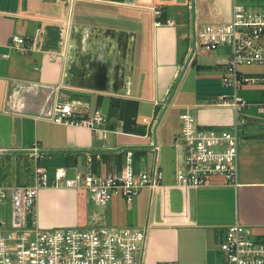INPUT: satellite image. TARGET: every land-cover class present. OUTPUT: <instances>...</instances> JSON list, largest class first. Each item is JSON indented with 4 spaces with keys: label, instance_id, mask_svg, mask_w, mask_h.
<instances>
[{
    "label": "crops",
    "instance_id": "obj_1",
    "mask_svg": "<svg viewBox=\"0 0 264 264\" xmlns=\"http://www.w3.org/2000/svg\"><path fill=\"white\" fill-rule=\"evenodd\" d=\"M56 1L50 0L48 6L43 0H0V157H13L17 163L25 155L37 165L48 168L43 163L46 158L59 156L65 164L58 166H66L68 174L74 176L72 167L81 163L85 154L101 158L94 164L99 171L108 173L120 167L117 160V168L108 165V161H115L114 154L122 156L126 148L134 146L137 157L143 153L145 159L138 164L150 166L154 152L149 143L156 139L163 147V113L167 106L176 104L175 86L189 66V44L185 50L183 33L184 29H187V36L189 33V0L181 5V0H70L69 29L60 28L63 18H67V7L59 8ZM90 1L102 6L113 4L114 12L100 10L101 16L108 15L113 22L104 18L100 22L78 18V2H86L84 5L89 8ZM215 1L230 13L232 0L229 6L221 0H200L201 18L209 16ZM243 1L249 5L256 3ZM42 2L46 6L41 5ZM151 4L157 9L153 10ZM122 7L150 13V23L143 22L142 16L136 14L138 11L127 14ZM131 24L135 28L129 27ZM15 33L35 37L37 48L24 53L11 47L9 41ZM116 40L121 41L118 62L110 46V42ZM91 43L102 50L100 60L90 53ZM210 51L216 58L200 64L206 76L205 91L202 94L194 91V100L183 103L182 108L186 104L194 106L201 125L226 127L234 122L235 111L232 106L218 104L217 100L220 94L232 91L222 82L230 47L202 52ZM102 61L120 67L117 72L122 77L119 73L108 79L100 73L96 75L99 68L94 66L102 68ZM247 73L260 79L239 88L240 94L251 104L244 110L248 121L242 129L245 140L240 145L238 186L218 174L199 187L176 185L174 170L177 160L183 157L181 148L174 146V137L179 131L176 130L171 135L169 148L162 150L163 183L153 189H142L132 202L116 196L109 203L111 212L114 206L119 207L121 221L126 225L150 224L147 264L221 261L224 253L220 244L227 227L238 219L251 225L258 239L264 241V112L258 109V104L264 103V70L254 69ZM73 93L87 94L89 100L86 102L90 104L96 103L100 94L137 100L139 105L134 119L146 131L125 130L124 123H105L95 132L86 126L51 120L48 114L54 102ZM145 100L152 102L151 112L143 107ZM161 102H169V105L161 108ZM158 110L161 119L154 134L150 132L152 123L147 125L144 118L152 119ZM71 159H75L74 164L69 163ZM17 169L16 173L21 176L22 168ZM25 177L26 181L21 182L32 183L34 171ZM77 195L78 189L65 185L41 188L37 204L39 223L43 226L78 223ZM139 196L145 201L139 206L142 213L138 212ZM98 217L101 219L100 215Z\"/></svg>",
    "mask_w": 264,
    "mask_h": 264
},
{
    "label": "built area",
    "instance_id": "obj_2",
    "mask_svg": "<svg viewBox=\"0 0 264 264\" xmlns=\"http://www.w3.org/2000/svg\"><path fill=\"white\" fill-rule=\"evenodd\" d=\"M199 1H188L187 62L192 63L202 51L230 47L222 82L232 91L220 94L217 103L232 106L235 119L226 127L204 126L199 123L194 106L186 104L182 108L174 146L181 148L183 157L176 162L175 183L199 187L218 174L238 186L240 145L245 140L242 129L248 121L244 110L251 104L240 94L239 88L260 79L246 75L239 67L264 64V2L249 5L243 0H232L231 11L226 13L215 1L209 16L201 18ZM152 8L156 10L157 6ZM9 45L28 53L37 48L38 41L33 36L15 33ZM167 104L161 102V108ZM88 106L75 99H57L48 117L55 122L86 126L98 132L106 123V115L97 109H85ZM258 109L264 112V103H259ZM160 116L158 110L152 119L144 118L147 125L152 123L151 133H156ZM149 146L154 152L150 166L138 164L145 162L143 153L137 157V148L131 146L123 152L122 167L114 172L102 174L88 157L87 161L72 167L74 176L68 174L66 166H57L51 178L47 167L37 165L32 183H0V201L10 204L9 221L0 219V264H147L149 223L111 225L95 212L84 225L43 226L38 220L37 204L41 188L62 185L85 189L88 200L102 208L116 196L132 202L142 189H153L164 180L162 144L152 139ZM220 248L224 253L221 261L187 264H264V241L258 239L251 225L239 219L227 227Z\"/></svg>",
    "mask_w": 264,
    "mask_h": 264
},
{
    "label": "rangeland",
    "instance_id": "obj_3",
    "mask_svg": "<svg viewBox=\"0 0 264 264\" xmlns=\"http://www.w3.org/2000/svg\"><path fill=\"white\" fill-rule=\"evenodd\" d=\"M45 1L48 6L51 4L49 3L50 0H43ZM69 1L70 0H57L56 3L58 4V7L61 8L62 6L67 7V18H63V21L61 22V29H69V19H68V5H69ZM186 0H181L179 3L180 5L183 3H185ZM226 6H229L230 4V0H221ZM252 1H256V3H260L261 1L264 0H250V2ZM187 2V1H186ZM86 2H78V6H77V17L78 18H87L91 21H101L103 18L107 21V22H113L112 19H110L108 15H103L101 16L102 12L100 10H104L107 13L110 12H114V9H116L115 7H111V5L113 4H104V6L99 5L98 2L95 1H90L87 4L90 5L89 8H86L88 6L84 5ZM41 5H45L44 2L41 3ZM110 5V6H109ZM134 5V4H133ZM149 7V5H147ZM152 4L150 5V7L152 8ZM121 9H124L125 12H127V14L131 13L134 14V12L136 13V11L128 8V7H122ZM153 9V8H152ZM154 10V9H153ZM136 14H140L142 16V20H144L143 22L145 23H150V13L148 14V12L145 11H138V13ZM128 20H126L127 22ZM91 25V24H88ZM129 27L131 28H135V26L133 24H131ZM149 28V27H148ZM186 28V27H185ZM150 29V28H149ZM184 41H185V50L187 48V45L189 44L188 41V36H187V29H184ZM117 39V38H116ZM118 41V42H116ZM114 43L112 41V43L110 42V46L111 48H113L112 53L116 55L117 59L115 58V61H119L118 56H120V42L119 40H116ZM188 43V44H187ZM107 44V42L105 43ZM96 45H98V42L96 43ZM96 45L91 43V49H90V53H93V57L94 59L100 60V54H102V50L101 49H96L98 48ZM113 45V47H112ZM93 47H95L94 51H93ZM119 49V52H118ZM209 51V50H208ZM123 52V51H122ZM117 53L119 55H117ZM83 54H85V52L83 51ZM99 55V56H97ZM107 57V56H106ZM105 57V58H106ZM104 58V59H105ZM216 58V55L210 51V52H201L200 54H198L194 60L196 61L193 65L189 64V66L185 69V71L183 72L179 82L177 83V85L175 86V92L177 94V98H176V104L172 105V106H167L164 110V119H163V123H162V136H163V147L161 149V155H162V150L166 151L169 148L170 143H172L171 141V135L176 131L179 130V126H180V113L182 111V104L185 102H191L194 100L193 96H194V91L195 92H200L202 94V92L205 91V74L202 73V69L204 66H200L201 63H207V62H211ZM108 57L105 59L107 60ZM112 59V58H111ZM101 62V61H99ZM105 62V61H104ZM94 63V62H93ZM114 63H110L108 64L107 62L103 63L102 61V68L99 67V65L97 66V64H95L94 68H99V72L96 73V75L98 73H100V75H104V77H106L107 79L110 77L111 75L114 76L115 74L117 75V70H121L120 67H117L116 65H113ZM104 70V72H102V70ZM240 70L247 73V72H251L254 69H260V70H264V64H254V65H241ZM96 69V71H97ZM116 72V73H115ZM121 74V73H119ZM248 74V73H247ZM122 77V74H121ZM101 82L102 79H101ZM103 84H105V82H103ZM68 96V97H67ZM65 95L66 99H75V100H79L88 104V108H85L87 110L93 111L96 109H101L105 112L106 115V123H113V124H123L125 119L122 116V112H121V106L119 105L122 104L123 101H126L125 98H122L121 96L118 95H113V94H109L108 97L105 96V94H100V97L98 98V101L96 103L90 104V102H86L88 101V97L87 94H77V93H73V95ZM94 102L95 100L92 99ZM125 104V102H123ZM124 104H122L124 106ZM147 107L146 109L151 112L152 109V102L150 101H146L145 100V104L143 105V107ZM145 109V108H144ZM131 120L136 121V119L131 118ZM127 122V121H126ZM137 123V122H136ZM141 124H136L135 125V130L138 131V129H144V131H146L145 127L142 125V127H139ZM138 128V129H137ZM114 154V153H112ZM86 158L83 157L81 158L83 162L87 161L88 157H91V162L92 164L95 166L94 162H96V159H101L99 157H97L95 155L94 159V155L92 154H85ZM114 160L110 163V161H108V165H110L112 168H117L118 165L116 163V160L118 158V154H114ZM103 156V155H102ZM47 160H45L43 163L45 165L48 166L49 169V173L51 175V178L54 176L55 174V169L56 166L60 165V164H65L64 161L62 160L61 157L59 156H54L53 158H46ZM112 158H108V160H111ZM161 160L162 157H161ZM16 160L13 157H6V156H2L0 157V179H1V184L4 185H10V184H18V183H23L21 181H26L25 180V176L28 174H32L33 171H35L37 164L35 163V161L31 158H28L27 156H21V158H19V160L17 161V163L15 162ZM114 162V163H113ZM21 166V167H20ZM17 168H22L21 169V176L19 174H17L16 172L18 171ZM96 168V166H95ZM102 174H106V171H101ZM52 182H50L51 184ZM140 197V196H139ZM137 198L140 202L138 204V212L142 213V207L139 208V206L142 204L144 205L145 201H144V197H140ZM78 201L77 203V222L80 225H84L87 224L89 221V218H91V214L97 212L98 215L101 216V219L106 220V222L108 224L111 225H126V223H123L121 220V216L119 213V207L114 206V210L111 212L110 208H108V206L106 208H102L100 206H98L93 200H88V196H87V192L85 189H78V195H77V199ZM143 200V201H142ZM114 204L116 205V202H114ZM74 210V209H73ZM130 217L133 218V214L129 213ZM9 216H10V204L6 201H0V219L1 218H6L7 221H9Z\"/></svg>",
    "mask_w": 264,
    "mask_h": 264
},
{
    "label": "trees",
    "instance_id": "obj_4",
    "mask_svg": "<svg viewBox=\"0 0 264 264\" xmlns=\"http://www.w3.org/2000/svg\"><path fill=\"white\" fill-rule=\"evenodd\" d=\"M123 102H125V104ZM123 102L122 104H124V106L119 103V105L121 106L122 116L125 119L123 128H125V130L127 129L128 131H130V129L135 130V127L133 126L136 125V121L131 120V118L134 119V116H136L135 114L138 111L139 102L137 100H131V99H126V101H123ZM141 130L143 131L144 129H141ZM117 161H118V164H120L119 168H121L122 167V156L121 155L118 156ZM69 163L74 164L75 159L69 160Z\"/></svg>",
    "mask_w": 264,
    "mask_h": 264
}]
</instances>
